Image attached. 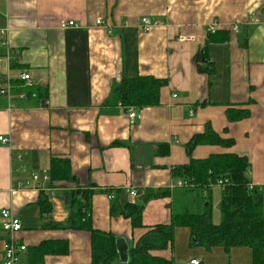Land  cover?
I'll return each instance as SVG.
<instances>
[{
    "label": "crops",
    "instance_id": "obj_1",
    "mask_svg": "<svg viewBox=\"0 0 264 264\" xmlns=\"http://www.w3.org/2000/svg\"><path fill=\"white\" fill-rule=\"evenodd\" d=\"M142 18L151 23L147 32ZM70 21L73 27H59ZM0 31V78L27 73L46 94L45 107L33 101L7 109L0 98V137L9 141L0 143V213L21 222L12 236L26 247L19 264H91L89 233L69 229L77 191L92 193V229L119 239L118 262L127 261L143 234L169 224L171 198L144 205L142 228L112 216V204L122 209L141 204L147 190L177 189L181 179L172 171L189 158L246 157L264 207V0H0ZM201 53L206 60L196 61ZM135 77L165 86L159 105L136 110L131 124L120 105L105 103L115 84ZM228 109L249 115L229 122ZM207 127L234 145L198 146L188 157L186 144ZM52 159L68 161L74 180L51 181ZM41 194L47 214L38 205ZM9 238L0 228V264ZM42 243L58 245L38 262L32 250ZM190 250L189 229L176 227L172 245L152 254L174 264H252L247 247H214L207 260Z\"/></svg>",
    "mask_w": 264,
    "mask_h": 264
},
{
    "label": "trees",
    "instance_id": "obj_2",
    "mask_svg": "<svg viewBox=\"0 0 264 264\" xmlns=\"http://www.w3.org/2000/svg\"><path fill=\"white\" fill-rule=\"evenodd\" d=\"M206 60L204 53L195 60ZM206 62V61H205ZM15 69V66H11ZM17 69V67H16ZM201 72H209L202 69ZM0 78V84H1ZM14 93H24L25 99L15 101L24 106L36 101L45 107L46 94L40 88L23 89V83L10 80ZM165 81L152 77L122 78L115 84L106 100V106H121L124 110L133 108L138 112L144 108L159 105V92ZM247 110L228 109L229 122H236L248 117ZM234 145L232 139H223L207 127L203 134L194 135L186 144L188 157L198 146H219L225 149ZM164 148V146H162ZM250 163L244 156L231 153L214 154L203 160L189 158L187 165L173 169L172 174L181 179L177 189L145 191L141 204L126 203L123 208L112 204L110 214L129 219L132 228H142L144 205L150 200L171 198L168 205L170 221L167 225H156L143 234L129 249L127 261L119 263L116 238L111 234L92 229L90 214L91 192L73 193L72 212L69 229L85 231L90 235L91 264H174L152 253L161 252L172 245L174 229L186 227L190 232V246H201L209 251L221 247L225 252L232 248L247 247L252 252V264H264V207L262 192L251 187L249 179ZM51 181H73L68 171V161L52 159L50 168ZM221 189L219 224L212 221V209L208 192L213 186ZM206 193V194H205ZM81 195L83 202L77 200ZM42 212L51 211L50 204L41 194L38 199ZM58 243H42L32 250L38 262L45 253H53L50 247ZM64 252V251H62ZM36 264V263H35Z\"/></svg>",
    "mask_w": 264,
    "mask_h": 264
},
{
    "label": "built area",
    "instance_id": "obj_3",
    "mask_svg": "<svg viewBox=\"0 0 264 264\" xmlns=\"http://www.w3.org/2000/svg\"><path fill=\"white\" fill-rule=\"evenodd\" d=\"M97 25H102L100 21H96ZM74 22L70 21L67 23H61L59 27L61 29H65L67 27H73ZM140 28L142 32H147L151 28V23L147 18L140 19ZM234 33L237 32V28L235 27L233 29ZM3 32L0 31V35H2ZM19 82L23 83L22 88L23 89H31L34 87V84L32 83V78L27 73H22L19 75L18 80ZM0 98L5 99L7 102V109L14 108V105L16 104L15 101H22L25 99L24 93H14L13 87L10 83V79H3L1 80L0 84ZM127 117L130 121V123H134V121L138 120L139 114L138 112L130 108L127 111ZM0 143L2 145H8L9 141L3 137H0ZM33 180H37V175H32ZM46 180V177L43 178ZM221 183H218L220 185ZM180 186V184H178ZM130 196H135V192L131 191ZM109 200H113V196L111 194L108 195ZM0 217L2 219V222L0 224L1 231L7 235H10V238L8 240L3 241V260L1 264H19V254L23 251H25L26 247L24 245H19L17 242L13 241V237L15 234L19 233L21 231V222L20 220L15 217L12 213H10L7 210H2L0 213ZM191 264H198V261H191Z\"/></svg>",
    "mask_w": 264,
    "mask_h": 264
},
{
    "label": "rangeland",
    "instance_id": "obj_4",
    "mask_svg": "<svg viewBox=\"0 0 264 264\" xmlns=\"http://www.w3.org/2000/svg\"><path fill=\"white\" fill-rule=\"evenodd\" d=\"M214 186L212 188L211 192V208H212V221L214 224H219L221 220V213H220V201H221V194H220V189L218 187ZM192 253L194 254V258L198 260L205 259L206 257V251L203 247L201 246H191ZM207 258V257H206ZM207 260V259H205ZM205 263V261H203Z\"/></svg>",
    "mask_w": 264,
    "mask_h": 264
},
{
    "label": "water",
    "instance_id": "obj_5",
    "mask_svg": "<svg viewBox=\"0 0 264 264\" xmlns=\"http://www.w3.org/2000/svg\"><path fill=\"white\" fill-rule=\"evenodd\" d=\"M116 248H117V251L119 253L123 252V249L120 247V241H119V239H116ZM125 262H126V260L125 261L123 260V263H125Z\"/></svg>",
    "mask_w": 264,
    "mask_h": 264
},
{
    "label": "bare ground",
    "instance_id": "obj_6",
    "mask_svg": "<svg viewBox=\"0 0 264 264\" xmlns=\"http://www.w3.org/2000/svg\"><path fill=\"white\" fill-rule=\"evenodd\" d=\"M129 109H127L126 111H125V113L127 114V111H128ZM180 184V186L182 185V183L180 182L179 183ZM179 186V185H178ZM219 186V185H218ZM251 187H252V185H251ZM199 264V263H198Z\"/></svg>",
    "mask_w": 264,
    "mask_h": 264
}]
</instances>
